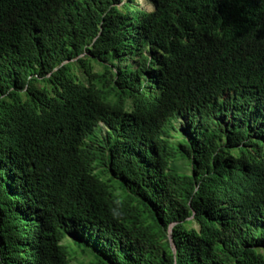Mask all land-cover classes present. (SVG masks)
I'll return each instance as SVG.
<instances>
[{"label": "trees", "instance_id": "obj_1", "mask_svg": "<svg viewBox=\"0 0 264 264\" xmlns=\"http://www.w3.org/2000/svg\"><path fill=\"white\" fill-rule=\"evenodd\" d=\"M150 1L0 0V264H264V0Z\"/></svg>", "mask_w": 264, "mask_h": 264}, {"label": "clouds", "instance_id": "obj_2", "mask_svg": "<svg viewBox=\"0 0 264 264\" xmlns=\"http://www.w3.org/2000/svg\"><path fill=\"white\" fill-rule=\"evenodd\" d=\"M141 0H138V3L142 6V4H141V2H140ZM151 4H152V2L150 1V0H148ZM121 4H123V5H125V3H121ZM120 4V5H121ZM119 5V6H120ZM153 6H154V4H152ZM120 7H122V6H120ZM142 8L144 9V7L142 6ZM154 8H155V6H154ZM146 10V9H145ZM154 10V9H153ZM153 10H151V11H153ZM146 11H148V10H146ZM155 124V123H154ZM144 130V129H143ZM193 219V218H192ZM194 222H196V221H194ZM194 224V223H193ZM15 245H14V254H15V263L16 264H24L23 263V261L26 259V251H27V249H26V247H25V241L24 240H22V237H20L19 236V234L16 232L15 233ZM17 255V256H16ZM175 264H177V259H175Z\"/></svg>", "mask_w": 264, "mask_h": 264}, {"label": "rangeland", "instance_id": "obj_3", "mask_svg": "<svg viewBox=\"0 0 264 264\" xmlns=\"http://www.w3.org/2000/svg\"><path fill=\"white\" fill-rule=\"evenodd\" d=\"M140 2H141V4H142V6L144 7V9H146V10H148V11H151V10L154 9V6H153L148 0H141ZM120 6H124V5L121 4ZM97 68L99 69L100 67H97ZM193 226H194L196 229H198V230H200V228H201L200 224L197 223V222H194Z\"/></svg>", "mask_w": 264, "mask_h": 264}]
</instances>
